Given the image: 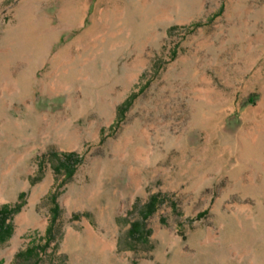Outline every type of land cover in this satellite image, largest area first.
<instances>
[{"label": "rangeland", "instance_id": "374dc122", "mask_svg": "<svg viewBox=\"0 0 264 264\" xmlns=\"http://www.w3.org/2000/svg\"><path fill=\"white\" fill-rule=\"evenodd\" d=\"M4 204L0 264H264V0H0Z\"/></svg>", "mask_w": 264, "mask_h": 264}, {"label": "trees", "instance_id": "16d2710c", "mask_svg": "<svg viewBox=\"0 0 264 264\" xmlns=\"http://www.w3.org/2000/svg\"><path fill=\"white\" fill-rule=\"evenodd\" d=\"M78 160H79V158H78V154L76 152L65 153L64 158L62 159V161H60V164H59L60 167L59 168H65L66 170H68V173H71V170L69 169L68 164L69 163L73 164V163L77 162ZM59 168H57L56 170H59ZM23 195H24V191H21L19 196L21 197ZM154 198H155V196L152 197V199L150 200L148 205L154 201ZM15 208H17V207L10 208L8 204H4V205L0 206V241L3 239V237L8 236L10 234V229H9L10 226H9V224H4V220ZM53 218H54V216H53ZM135 226H138V225L135 224ZM132 227H134V224L132 225ZM48 232H49V227H47L45 230L46 234Z\"/></svg>", "mask_w": 264, "mask_h": 264}]
</instances>
